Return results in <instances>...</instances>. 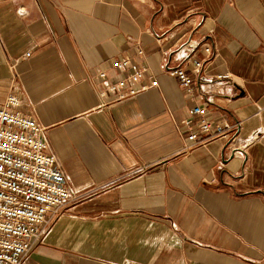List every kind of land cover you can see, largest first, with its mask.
<instances>
[{"label": "crops", "instance_id": "crops-1", "mask_svg": "<svg viewBox=\"0 0 264 264\" xmlns=\"http://www.w3.org/2000/svg\"><path fill=\"white\" fill-rule=\"evenodd\" d=\"M119 56L148 87L101 97ZM9 93L80 193L27 264H264V0H0ZM195 105L233 127L191 146Z\"/></svg>", "mask_w": 264, "mask_h": 264}, {"label": "built area", "instance_id": "built-area-1", "mask_svg": "<svg viewBox=\"0 0 264 264\" xmlns=\"http://www.w3.org/2000/svg\"><path fill=\"white\" fill-rule=\"evenodd\" d=\"M204 50L206 57L212 53L209 44ZM136 52L143 54L141 48ZM202 61H196L194 69L199 70ZM109 71H127V74L114 78L108 76ZM145 72L146 67L137 63L135 56L115 57L107 67L96 72L95 77L102 78L105 83L99 95L114 93L117 98H123L135 94L148 87L139 83ZM170 73L187 93L191 92L193 80L186 68L178 66ZM127 83L133 85L124 91ZM156 84L154 77L149 85ZM20 103L17 95L9 93L0 105V264H27L34 245L43 239L49 227V219L58 216L69 202L80 197L49 147L47 129L21 112ZM205 111L200 105L192 108L200 119L195 127L187 126L186 139L191 146L222 136L233 127L207 117ZM184 123L189 124L190 120L185 119ZM186 264L203 263L190 260Z\"/></svg>", "mask_w": 264, "mask_h": 264}]
</instances>
